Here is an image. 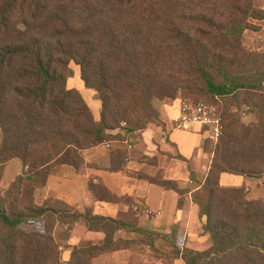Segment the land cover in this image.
I'll list each match as a JSON object with an SVG mask.
<instances>
[{
    "label": "trees",
    "instance_id": "trees-1",
    "mask_svg": "<svg viewBox=\"0 0 264 264\" xmlns=\"http://www.w3.org/2000/svg\"><path fill=\"white\" fill-rule=\"evenodd\" d=\"M261 21L255 0H0V264H97L116 251L146 248L169 262L264 264V199L221 184L223 174L264 177V39L247 42ZM71 64L101 102L98 121L68 86ZM154 99L205 101L222 114V134L214 151L206 146L211 164L197 190L162 173L139 176L176 192L179 206L191 194L207 250L141 228L132 200L102 182L89 184L95 200L128 203V212L108 218L59 199L36 203L57 168L86 173V151L122 134L163 129ZM126 158L113 153L108 170L122 171ZM13 160L21 172L3 189L4 167ZM80 222L103 233L104 242L75 247L63 262L55 229L70 235ZM121 232L131 236L119 238Z\"/></svg>",
    "mask_w": 264,
    "mask_h": 264
},
{
    "label": "crops",
    "instance_id": "crops-1",
    "mask_svg": "<svg viewBox=\"0 0 264 264\" xmlns=\"http://www.w3.org/2000/svg\"><path fill=\"white\" fill-rule=\"evenodd\" d=\"M255 2L264 10V0H255ZM256 25L261 31L254 34L264 36V21L256 22ZM79 80L81 83L78 79L69 78L68 86L76 90L80 89L78 91L91 110L92 106H95L97 111L92 110V112L98 121L101 116V102L98 100L99 108L96 92L86 88L80 74ZM156 102L158 103H155V108L160 114L163 129L151 128L141 133L122 134L123 140L86 151L85 160L90 164L86 173L79 175L70 166L57 168L48 178L46 186L36 192V203L41 206L48 200L59 199L81 211L91 209L94 215L108 218H117L121 213L128 212L130 208L128 203H106L95 200L89 190V184L91 181L102 182L113 194L129 198L134 203L133 206H138V210L142 212L139 223L141 228L165 235L177 234L183 239L185 247L195 251L209 249L211 242L203 231L199 207L192 201L191 194L187 196L184 204L179 206L180 197L176 192L165 190L139 177L140 175L156 177L162 173L165 179L177 181L183 187L195 191L204 182L211 164L212 156L206 151V129L201 126H195L190 130L176 128V121L181 113V101L177 100L173 105ZM119 133L115 131L113 135ZM118 151L127 153L126 165L120 172H110L108 169L112 164V154ZM20 172L21 163L18 160L5 165L1 187L6 189ZM221 184L224 187H246L249 199H264V177L256 179L223 174ZM54 236L63 247V262L70 260L73 248L102 245L105 239L103 233L89 231L82 222L73 228L70 235H65V229L57 226ZM130 236L131 234L126 232L118 235L123 239ZM97 264L184 263L181 259L173 262L156 259L151 250L146 248L143 251L130 249L116 251L100 259Z\"/></svg>",
    "mask_w": 264,
    "mask_h": 264
},
{
    "label": "built area",
    "instance_id": "built-area-1",
    "mask_svg": "<svg viewBox=\"0 0 264 264\" xmlns=\"http://www.w3.org/2000/svg\"><path fill=\"white\" fill-rule=\"evenodd\" d=\"M181 113L176 121V128L190 130L195 126L206 129L207 142L211 145L219 143L222 134V114L219 109L205 102L193 103L191 101H181ZM134 211H138V206L134 205Z\"/></svg>",
    "mask_w": 264,
    "mask_h": 264
},
{
    "label": "rangeland",
    "instance_id": "rangeland-1",
    "mask_svg": "<svg viewBox=\"0 0 264 264\" xmlns=\"http://www.w3.org/2000/svg\"><path fill=\"white\" fill-rule=\"evenodd\" d=\"M256 38H260V39H264V36H257V35H255L254 33H248L247 34V42L248 43H253L254 41H255V39ZM70 71H71V77H70V79L71 80H73V79H78V81H80L79 80V74H80V70H79V67L78 66H76L75 64H71V66H70ZM80 83H81V81H80ZM72 85H73V83L71 84V87H72ZM82 85V84H81ZM77 88V87H76ZM78 89V88H77ZM78 90H80V89H78ZM86 94L84 93V96H85ZM88 97H86V99H87ZM183 99H185V98H183ZM182 100V99H181ZM156 101H159L158 99H154L153 100V106H154V108H155V103H158V102H156ZM96 102H97V104H98V107L100 108V102L98 101V98H97V100H96ZM160 102V101H159ZM205 102V101H204ZM160 103H162V102H160ZM206 103V102H205ZM92 106V105H91ZM215 106V105H214ZM217 107V106H216ZM218 108V107H217ZM156 109V108H155ZM92 110L93 111H97L96 110V108H95V106L93 107L92 106ZM99 110V109H98ZM157 110V109H156ZM158 111V110H157ZM1 139H2V134H1V131H0V142H1ZM207 147H208V149L212 152V151H214V149H215V145H211V144H209L208 142H207ZM211 156H212V154H211ZM25 228L27 229V230H32L33 229V227H30V226H25ZM143 250H145V249H143ZM143 250H137V251H143Z\"/></svg>",
    "mask_w": 264,
    "mask_h": 264
}]
</instances>
